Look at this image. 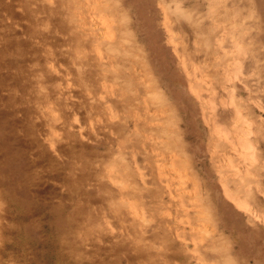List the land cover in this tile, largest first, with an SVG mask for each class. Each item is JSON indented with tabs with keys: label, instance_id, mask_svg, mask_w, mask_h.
I'll return each instance as SVG.
<instances>
[{
	"label": "rangeland",
	"instance_id": "1",
	"mask_svg": "<svg viewBox=\"0 0 264 264\" xmlns=\"http://www.w3.org/2000/svg\"><path fill=\"white\" fill-rule=\"evenodd\" d=\"M0 264H264V0H0Z\"/></svg>",
	"mask_w": 264,
	"mask_h": 264
},
{
	"label": "bare ground",
	"instance_id": "2",
	"mask_svg": "<svg viewBox=\"0 0 264 264\" xmlns=\"http://www.w3.org/2000/svg\"><path fill=\"white\" fill-rule=\"evenodd\" d=\"M221 15H222V12H221ZM120 17V16H119ZM119 17L118 18H116V19H119ZM224 20V19H223ZM233 28V27H232ZM234 31V30H233ZM112 36V35H111ZM230 37V36H229ZM108 39V38H107ZM234 41V40H233ZM105 42V41H104ZM209 45V44H208ZM211 45V44H210ZM186 46V45H185ZM215 52V51H214ZM107 54V53H106ZM183 64H184V62H183ZM212 64V63H211ZM206 65V64H205ZM111 66V65H110ZM104 69V68H103ZM116 69V68H115ZM109 70H110V68H109ZM114 70V69H113ZM110 72V71H109ZM115 74V73H114ZM205 74V73H204ZM113 75V74H112ZM112 78V77H111ZM203 78V77H202ZM201 78V79H202ZM204 80H205V78H204ZM227 80V79H226ZM111 83V82H110ZM114 83V82H113ZM150 83V82H149ZM121 85V84H120ZM202 89V88H201ZM120 90H121V88H120ZM207 91V90H206ZM111 92V91H110ZM129 92V91H128ZM151 92H153V90L151 91ZM112 94H113V92H112ZM153 94H154V99L156 98V101H160V102H163V101H166V100H164V97H162L161 98V93L159 92H157V91H155V93L153 92ZM150 95H152V94H150ZM206 96V95H205ZM208 97V96H207ZM224 97V96H223ZM142 98V97H141ZM145 98V97H144ZM210 98V97H209ZM219 98V97H218ZM152 99V98H151ZM153 100V99H152ZM213 100V99H212ZM220 100V99H219ZM145 101V100H144ZM149 101V100H148ZM154 102V101H153ZM110 103V102H109ZM164 103V102H163ZM158 104V103H157ZM129 107V106H128ZM167 113V112H166ZM144 118V117H143ZM147 119V118H146ZM145 120V119H144ZM139 122V121H138ZM164 123V122H163ZM219 124H220V122H219ZM144 125V124H143ZM217 125V124H216ZM221 125V127L223 126V124H220ZM165 126V125H164ZM157 128V127H156ZM226 128V127H225ZM142 129V128H141ZM157 130V129H156ZM173 131H175V130H173ZM171 132V131H170ZM174 134V133H173ZM229 135V134H228ZM175 136H177V135H175ZM179 136V135H178ZM231 137V136H230ZM174 139H175V137H174ZM230 139V138H229ZM138 140V139H137ZM178 140V139H177ZM233 142V141H232ZM244 144V143H243ZM248 144V143H247ZM239 145V144H238ZM179 146H180V144H179ZM240 146V145H239ZM249 148V147H248ZM252 150V149H251ZM253 151V150H252ZM249 153H250V151H249ZM147 154V153H146ZM253 154V152H251V155ZM255 157V156H254ZM254 160V159H253ZM254 162V161H253ZM252 162V163H253ZM255 163V162H254ZM257 167V166H256ZM251 168L252 167H248V169H249V171L251 170ZM237 171V170H236ZM238 172V171H237ZM257 172V171H256ZM259 172V171H258ZM257 172V173H258ZM245 174V173H244ZM243 174V175H244ZM242 176H238V178L237 179H235V180H241V181H244V182H248V180H249V178L247 179V177H246V174H245V176L244 177H242ZM247 180V181H246ZM243 185V184H242ZM240 188V187H239ZM136 190V189H135ZM240 190V189H239ZM248 190L250 191V188H248ZM184 204V203H183ZM190 214V213H189ZM191 215V214H190ZM189 215V216H190ZM195 219V218H194ZM139 228V227H138ZM200 238V237H199ZM200 241V240H199ZM141 244V243H140ZM220 246H222V245H220ZM219 250H222V251H224V248H223V246L222 247H220L219 248ZM203 258V257H202ZM212 262V261H211Z\"/></svg>",
	"mask_w": 264,
	"mask_h": 264
}]
</instances>
